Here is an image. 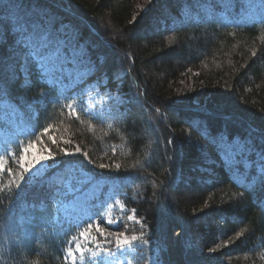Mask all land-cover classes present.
<instances>
[{
  "label": "trees",
  "instance_id": "1",
  "mask_svg": "<svg viewBox=\"0 0 264 264\" xmlns=\"http://www.w3.org/2000/svg\"><path fill=\"white\" fill-rule=\"evenodd\" d=\"M143 2L22 0L70 30L67 52L83 48L91 75L76 96L41 69L0 76V132L21 131L0 138V264H72L89 220L72 219L52 180L72 168L117 184L138 224L115 231H141L159 264H264V0ZM94 83L122 97L105 118L87 111ZM28 145L51 155L35 185L20 166Z\"/></svg>",
  "mask_w": 264,
  "mask_h": 264
},
{
  "label": "rangeland",
  "instance_id": "2",
  "mask_svg": "<svg viewBox=\"0 0 264 264\" xmlns=\"http://www.w3.org/2000/svg\"><path fill=\"white\" fill-rule=\"evenodd\" d=\"M150 3L151 0H144L142 9L147 11ZM191 5V2L182 3L184 15L192 13L188 10ZM249 6L250 2H247L245 10L251 13L253 9ZM253 17L254 15L249 14V18ZM56 21L57 16L49 10L40 9L37 16L22 5V0H1L0 76L3 83L11 82L18 73L26 77L36 68L41 69L46 80L58 85L61 91L72 96L78 95L84 80L91 75L86 54L83 48L77 46L67 52L70 30L56 28ZM38 46L46 47V54L41 53ZM49 60L55 61L52 67H49ZM188 94L189 87L184 85L179 99L185 101ZM84 96L87 111L102 118L110 114L109 103H118L122 99L121 95L111 91L102 93L96 83L87 85ZM201 99L199 94L197 103ZM13 115L14 112L11 113ZM20 134L21 131H8L5 135L0 132V138L10 139ZM242 149L244 145L236 141L229 153L234 155ZM2 151L3 148L0 147V153ZM20 166L26 172L29 184L35 185L52 169L51 155L47 150L28 145L22 150ZM66 178L67 180H63L62 176L56 175L52 178L62 194L70 196L65 209L72 219H77L81 214L83 219L89 220V227L76 239L68 253L72 264H159L158 251L148 245L141 231L128 232L123 228L115 231L124 222L137 223L134 215L121 204L116 191L117 184L103 178L91 181L87 173L77 168H72ZM103 194V201L94 207V200ZM95 208L102 209L100 218ZM99 219L112 230H101L98 226ZM133 236L137 239L132 240ZM125 239L129 241L128 244L123 243Z\"/></svg>",
  "mask_w": 264,
  "mask_h": 264
},
{
  "label": "snow or ice",
  "instance_id": "3",
  "mask_svg": "<svg viewBox=\"0 0 264 264\" xmlns=\"http://www.w3.org/2000/svg\"><path fill=\"white\" fill-rule=\"evenodd\" d=\"M38 48H40L41 53L46 54V50H47L46 47H39V46H38ZM49 61H50L49 67H52V65L55 63V61H54V60H49ZM55 73H58V72H55ZM45 159H47V157H46ZM17 187H19V185H18ZM82 235H83V234H82ZM136 239H137L136 236H133V237H132V240H136ZM123 243L128 244L129 241H128L127 239H125V240L123 241Z\"/></svg>",
  "mask_w": 264,
  "mask_h": 264
}]
</instances>
